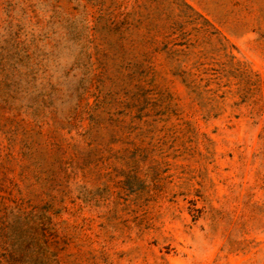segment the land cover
I'll return each mask as SVG.
<instances>
[{
	"label": "rangeland",
	"instance_id": "obj_1",
	"mask_svg": "<svg viewBox=\"0 0 264 264\" xmlns=\"http://www.w3.org/2000/svg\"><path fill=\"white\" fill-rule=\"evenodd\" d=\"M184 1L0 0V264H264V0Z\"/></svg>",
	"mask_w": 264,
	"mask_h": 264
},
{
	"label": "trees",
	"instance_id": "obj_2",
	"mask_svg": "<svg viewBox=\"0 0 264 264\" xmlns=\"http://www.w3.org/2000/svg\"><path fill=\"white\" fill-rule=\"evenodd\" d=\"M176 4L180 7L186 8L188 10L189 16H196V12L193 10V8L187 4L184 0H175ZM204 22H208L207 20H204Z\"/></svg>",
	"mask_w": 264,
	"mask_h": 264
}]
</instances>
